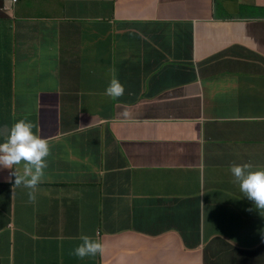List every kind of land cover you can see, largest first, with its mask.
Wrapping results in <instances>:
<instances>
[{
  "label": "crops",
  "instance_id": "obj_1",
  "mask_svg": "<svg viewBox=\"0 0 264 264\" xmlns=\"http://www.w3.org/2000/svg\"><path fill=\"white\" fill-rule=\"evenodd\" d=\"M35 83L58 94L16 95ZM21 118L47 168L33 201L0 168V264H264L229 171L264 166V0H19L0 126ZM81 234L102 251L72 255Z\"/></svg>",
  "mask_w": 264,
  "mask_h": 264
},
{
  "label": "clouds",
  "instance_id": "obj_2",
  "mask_svg": "<svg viewBox=\"0 0 264 264\" xmlns=\"http://www.w3.org/2000/svg\"><path fill=\"white\" fill-rule=\"evenodd\" d=\"M18 1L0 0V22H11L13 9ZM58 90L57 84L35 83L25 89H17L16 95L29 102L31 97L51 98L58 94ZM104 92L110 98L119 97L124 93V86L117 79H112ZM48 154V141L33 131V123L30 120L21 118L11 125L0 126V168L11 169L12 184L28 189L29 201L36 198L37 186L47 168ZM229 171L233 182L244 194L243 197L251 201L255 209H264V166H253L245 162L231 165ZM101 251L102 244L98 240L81 234L79 243L72 248L71 254L83 258L94 256Z\"/></svg>",
  "mask_w": 264,
  "mask_h": 264
},
{
  "label": "trees",
  "instance_id": "obj_3",
  "mask_svg": "<svg viewBox=\"0 0 264 264\" xmlns=\"http://www.w3.org/2000/svg\"><path fill=\"white\" fill-rule=\"evenodd\" d=\"M27 103H30V102H27Z\"/></svg>",
  "mask_w": 264,
  "mask_h": 264
}]
</instances>
